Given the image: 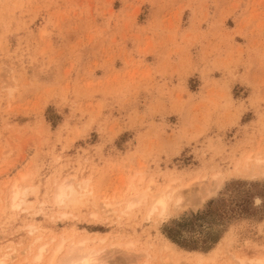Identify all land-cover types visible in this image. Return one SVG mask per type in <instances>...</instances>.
Here are the masks:
<instances>
[{
  "label": "rangeland",
  "instance_id": "rangeland-1",
  "mask_svg": "<svg viewBox=\"0 0 264 264\" xmlns=\"http://www.w3.org/2000/svg\"><path fill=\"white\" fill-rule=\"evenodd\" d=\"M167 185L180 207L147 219ZM61 239L100 264L264 256V0H0V259Z\"/></svg>",
  "mask_w": 264,
  "mask_h": 264
},
{
  "label": "bare ground",
  "instance_id": "bare-ground-1",
  "mask_svg": "<svg viewBox=\"0 0 264 264\" xmlns=\"http://www.w3.org/2000/svg\"><path fill=\"white\" fill-rule=\"evenodd\" d=\"M69 181H71V179L68 181L61 182L57 186V188H55L57 190H55L56 192L54 191V193L56 194H55L53 201H55V204L57 206L64 204L65 201L71 200L72 198H75L79 194V192L75 188H73V185ZM17 184H18L17 182L13 183L12 185L13 194L12 196L10 195L11 196L10 202L13 207H20V204L23 201L21 200V197L23 196V193L25 192L24 190L23 192L22 189H19V186H17ZM161 189L160 191L155 193L154 196L149 198L148 195H150L149 193L151 191H150V186H147V188L141 194H138L135 199L131 198L132 200L129 203L127 202V207L131 209L136 206H140L146 203L147 198H149L148 202L150 205L147 209L146 218L147 219L150 218L152 214H157L160 217H163L167 213L168 204L170 201L173 200L172 198L174 197L175 193L174 192L172 193L173 190L170 191L171 189L168 188V185L166 189L164 188L162 190ZM211 193H208V194L210 195ZM174 198H175L174 203L176 207H177V203H178V206L180 207L179 195L177 196L175 194ZM203 198L204 197H202V199ZM103 205H104V208L109 207V205L105 202H103ZM29 227L30 226H28V228ZM33 229L34 228L29 229V233L33 232ZM53 239L55 238H51V240ZM37 240L38 239H34V241H37ZM65 244H66L65 239H61V241L55 243L53 247L51 246L48 247L50 244L48 245L47 242L44 244L42 243L41 245L37 247L38 251H36V254H33V250L31 251L29 247L27 249H29L31 253L33 254L30 258L31 259L30 261L23 260L24 258L20 259V255L24 252L23 250L20 251L21 254L18 252L8 253L7 251H5L3 257L0 259V264H31V263L33 264H100L99 251L96 248L89 247L87 245L86 239L79 240V241L71 240V242H69L68 245H65ZM27 249H24V250H27ZM161 250H168V251L172 250L173 251V249H171L168 243H165L164 245H162ZM30 251H27L26 255H28V252ZM46 254H48V257L46 256ZM45 256L47 257L46 259H45ZM231 258L235 261L234 264H264V256H256L254 258H249L243 254H231ZM137 261H139L138 258L135 259V262ZM178 261H181V260H178ZM196 261H197V264H202L200 257H197ZM142 264H148V263L143 262ZM178 264H180V262Z\"/></svg>",
  "mask_w": 264,
  "mask_h": 264
},
{
  "label": "trees",
  "instance_id": "trees-1",
  "mask_svg": "<svg viewBox=\"0 0 264 264\" xmlns=\"http://www.w3.org/2000/svg\"><path fill=\"white\" fill-rule=\"evenodd\" d=\"M167 237L173 242L178 243V241L175 239L174 235L172 234L170 230L167 231Z\"/></svg>",
  "mask_w": 264,
  "mask_h": 264
}]
</instances>
